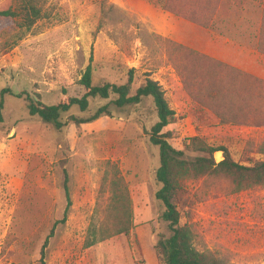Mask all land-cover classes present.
I'll list each match as a JSON object with an SVG mask.
<instances>
[{
  "label": "rangeland",
  "instance_id": "374dc122",
  "mask_svg": "<svg viewBox=\"0 0 264 264\" xmlns=\"http://www.w3.org/2000/svg\"><path fill=\"white\" fill-rule=\"evenodd\" d=\"M44 2L46 17L30 31L13 25L0 33V91L39 94L52 105L62 99L63 85L69 95H82L78 82L91 59L94 84L124 83L134 68V92L150 72L176 112L167 128L175 148L201 136L214 147H227L242 164L264 158L255 151L264 127L217 126L206 109L185 96L170 56L174 42L194 44L264 75V60L248 47L250 22L260 21L263 0L259 14L251 0H242L233 3L230 18L221 11L214 18L211 29L241 48L206 46L202 34L154 0ZM4 4L15 9L16 0H0ZM8 20L0 17V24ZM106 102L92 100L88 112L73 107L69 114L88 115ZM25 104L6 94L0 123V264H40L42 246L66 208L63 168L71 206L66 222L57 224L49 239L45 264H161L154 244L168 230L156 198L161 185L159 148L149 139L157 121L152 99L112 108L111 116L92 123H70L63 133L31 116ZM214 158L221 161L222 152ZM117 170L129 190L133 227L102 240L114 224L110 181ZM187 185L178 206L181 223L194 232L195 247L229 264H264V187L236 192L226 181L206 177L190 178Z\"/></svg>",
  "mask_w": 264,
  "mask_h": 264
},
{
  "label": "trees",
  "instance_id": "16d2710c",
  "mask_svg": "<svg viewBox=\"0 0 264 264\" xmlns=\"http://www.w3.org/2000/svg\"><path fill=\"white\" fill-rule=\"evenodd\" d=\"M236 1L242 2V0H154V3L165 11L201 28L209 29L220 11L223 13L222 16L231 17V8ZM44 5V0H16L15 9L11 4L1 5L0 17L9 20L0 24V33L13 25L19 30L30 31L39 20L46 17ZM252 25L250 22L251 27ZM260 33L262 42L259 43V50L264 53V17ZM250 41L251 31L249 44ZM171 50L170 56L180 76L185 96L200 109H206L209 118L214 120L217 126L264 127L263 79L177 42H174ZM91 61L78 82L83 90L82 95H69V86L63 85V97L56 104L44 103L39 94L31 96L26 91L16 93L9 88H3L0 91V123L4 121L6 94L24 99L28 113L37 116L58 133H63L70 123L75 125L92 123L104 116H111L112 108L125 109L140 104L145 98H151L157 121L151 127L149 139L159 148L160 163L156 178L161 187L156 192V198L164 206L160 219L165 222L168 230L166 234H160L154 244L158 261L161 264H229L210 252H201L195 247L191 225L181 223L178 196L189 190L187 180L190 178L223 180L236 192L264 187V158L253 161L252 165L242 164L233 158L227 147H214L201 136L187 138L184 149L175 148L170 142L172 132L167 128L175 122L176 112L170 105L165 90L151 77L150 72L143 75L142 83L133 92L136 71L134 68L128 70L124 83L94 84ZM96 99L107 102L88 115L69 114L73 107L78 108L81 113L88 112L92 100ZM66 114L69 116L64 118ZM255 146L256 153L264 156V139L258 141ZM217 151L223 154V159L219 162L214 158ZM63 173L66 208L62 219L51 228L42 246L40 264H45L49 239L53 236L57 224L66 222L71 206L66 168H63ZM110 185L114 224L112 230L102 234V240L128 234L133 227L129 190L123 178L118 176V170Z\"/></svg>",
  "mask_w": 264,
  "mask_h": 264
},
{
  "label": "crops",
  "instance_id": "0c3cea01",
  "mask_svg": "<svg viewBox=\"0 0 264 264\" xmlns=\"http://www.w3.org/2000/svg\"><path fill=\"white\" fill-rule=\"evenodd\" d=\"M251 3H252V5H256L255 8H256V10L258 11V14H259V10H260V8H259V4H260L259 0H254V1L252 0ZM261 4H263V5H262V8H261L260 21L259 20H255V21L252 22L253 25L251 27V41H250V44H249L248 47H249L250 52L252 53V55H254V57H259L262 60H264V53H262L259 50V43L262 42V41L260 42V36H261V33L260 32H261V27L263 25L264 1ZM180 19H182V18H180ZM182 20L185 21L186 24L190 25L192 27V29L197 30L199 34H202L203 38L206 39V46L207 45L211 46V45H213L215 43H219L221 46H227V47L238 46L239 48H241L240 44L238 45V44H236L235 42H233V41H231L229 39L225 41L224 40V37H223L224 35L222 36L219 33H215L211 28L204 29V28H201V27L197 26L196 24H193V23H191L189 21H186L184 19H182ZM186 46H188V47H190V48H192V49H194L196 51L202 52V53H204L206 55H209V56H211L213 58H216L218 60H221V61H223V62H225V63H227V64H229V65H231V66H233L235 68H238V69H240V70H242V71H244L246 73H249V74H251L253 76H256V77L264 80V75L263 74L254 73L253 71L249 72V71L241 68L237 64L232 63L231 61H227L223 57H220V56H217V55H215L213 53H210L208 51L202 50L197 45H194V44L191 45V44L187 43Z\"/></svg>",
  "mask_w": 264,
  "mask_h": 264
},
{
  "label": "bare ground",
  "instance_id": "6f19581e",
  "mask_svg": "<svg viewBox=\"0 0 264 264\" xmlns=\"http://www.w3.org/2000/svg\"><path fill=\"white\" fill-rule=\"evenodd\" d=\"M217 154H219V153H217Z\"/></svg>",
  "mask_w": 264,
  "mask_h": 264
}]
</instances>
